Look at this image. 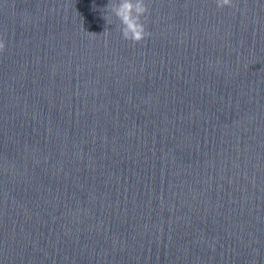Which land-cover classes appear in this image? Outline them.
<instances>
[{
	"label": "water",
	"instance_id": "water-1",
	"mask_svg": "<svg viewBox=\"0 0 264 264\" xmlns=\"http://www.w3.org/2000/svg\"><path fill=\"white\" fill-rule=\"evenodd\" d=\"M108 2L0 0V264H264V0Z\"/></svg>",
	"mask_w": 264,
	"mask_h": 264
},
{
	"label": "clouds",
	"instance_id": "clouds-1",
	"mask_svg": "<svg viewBox=\"0 0 264 264\" xmlns=\"http://www.w3.org/2000/svg\"><path fill=\"white\" fill-rule=\"evenodd\" d=\"M215 3L220 9L235 6L234 0H215ZM102 13L107 24L118 21L117 30L122 38L133 44H140L152 35L147 26L150 16L147 0H109ZM6 47L5 38L0 34V54L5 52Z\"/></svg>",
	"mask_w": 264,
	"mask_h": 264
}]
</instances>
